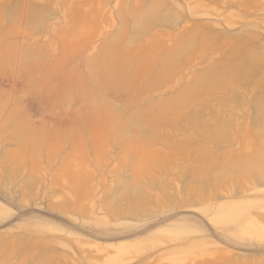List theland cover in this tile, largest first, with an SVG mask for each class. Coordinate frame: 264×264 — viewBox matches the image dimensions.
Returning a JSON list of instances; mask_svg holds the SVG:
<instances>
[{
  "label": "rangeland",
  "instance_id": "1",
  "mask_svg": "<svg viewBox=\"0 0 264 264\" xmlns=\"http://www.w3.org/2000/svg\"><path fill=\"white\" fill-rule=\"evenodd\" d=\"M0 264H264V0H0Z\"/></svg>",
  "mask_w": 264,
  "mask_h": 264
},
{
  "label": "bare ground",
  "instance_id": "2",
  "mask_svg": "<svg viewBox=\"0 0 264 264\" xmlns=\"http://www.w3.org/2000/svg\"><path fill=\"white\" fill-rule=\"evenodd\" d=\"M148 16V15H147ZM147 16H146V18H147ZM231 215H230V213H228V214H224V220H228V219H231L232 217H230ZM229 217V218H228Z\"/></svg>",
  "mask_w": 264,
  "mask_h": 264
}]
</instances>
